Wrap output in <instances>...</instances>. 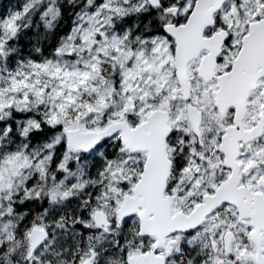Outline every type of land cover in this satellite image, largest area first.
Segmentation results:
<instances>
[{"label":"snow or ice","instance_id":"snow-or-ice-1","mask_svg":"<svg viewBox=\"0 0 264 264\" xmlns=\"http://www.w3.org/2000/svg\"><path fill=\"white\" fill-rule=\"evenodd\" d=\"M0 264H264V0H9Z\"/></svg>","mask_w":264,"mask_h":264},{"label":"trees","instance_id":"trees-1","mask_svg":"<svg viewBox=\"0 0 264 264\" xmlns=\"http://www.w3.org/2000/svg\"><path fill=\"white\" fill-rule=\"evenodd\" d=\"M9 0H0V10H2L3 6L7 4Z\"/></svg>","mask_w":264,"mask_h":264}]
</instances>
